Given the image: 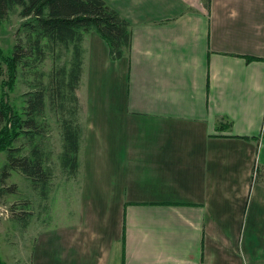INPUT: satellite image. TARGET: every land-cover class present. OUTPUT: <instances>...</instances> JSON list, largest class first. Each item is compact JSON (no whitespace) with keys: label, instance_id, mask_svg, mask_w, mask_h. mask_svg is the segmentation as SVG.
Segmentation results:
<instances>
[{"label":"crops","instance_id":"obj_1","mask_svg":"<svg viewBox=\"0 0 264 264\" xmlns=\"http://www.w3.org/2000/svg\"><path fill=\"white\" fill-rule=\"evenodd\" d=\"M104 1L130 47L84 35L77 214L21 264H264V0Z\"/></svg>","mask_w":264,"mask_h":264},{"label":"trees","instance_id":"obj_2","mask_svg":"<svg viewBox=\"0 0 264 264\" xmlns=\"http://www.w3.org/2000/svg\"><path fill=\"white\" fill-rule=\"evenodd\" d=\"M208 8L210 0H201ZM20 8L19 16L24 19L22 27L26 35L17 41L9 53L0 48V69L5 67L6 79L0 85V152L6 153V164L2 167L0 181H5L10 170H18L46 196L51 168L47 156L39 143L35 142L45 115L46 93L54 94L60 112L65 103L71 102L72 119L61 116V153L59 160L69 175H76L78 154L84 136L79 115V100L76 90L82 77V42L84 35L95 32L107 45L112 61L124 57L130 47V25L104 0H0V23L10 11ZM45 41V43H43ZM59 46L71 52L65 66L57 67L46 85L38 66L46 58L45 49ZM58 56V55H57ZM27 66L34 71V90L26 94L23 112L10 102V93L17 80L18 68ZM59 112V113H60ZM28 136L30 149L26 156L14 147L20 137ZM253 176V180H257ZM0 264H5L0 259Z\"/></svg>","mask_w":264,"mask_h":264},{"label":"rangeland","instance_id":"obj_3","mask_svg":"<svg viewBox=\"0 0 264 264\" xmlns=\"http://www.w3.org/2000/svg\"><path fill=\"white\" fill-rule=\"evenodd\" d=\"M20 8H15L0 23V48L9 53L18 40L26 35L22 27L24 19L19 16ZM45 43V41H43ZM46 58L37 72L42 73V81L47 85L57 67L66 66L71 52L59 46L45 49ZM58 55V56H57ZM6 79L5 67L0 69V85ZM35 75L27 66L18 68L17 80L10 93V102L23 112L26 94L34 90ZM76 93V92H75ZM45 115L39 122L42 127L35 136L43 153L47 156V165L51 168V177L47 183L46 196L40 194L39 188H33L31 181L18 170H10L8 178L0 181V259L10 261L14 255L21 264L26 249L33 243L38 233L45 227L64 225L75 216L79 203V175L71 176L61 166L60 118L72 119L71 102L65 103V111L60 112L54 94L46 93ZM60 112V113H59ZM77 120L83 124L81 109ZM28 136H22L14 143L20 149V155L26 156L30 149ZM6 164V153L0 152V179L2 167ZM257 177V175H255ZM255 181V180H253ZM69 225V224H68ZM7 244H10L5 247ZM8 255V258H7ZM4 262V261H3Z\"/></svg>","mask_w":264,"mask_h":264},{"label":"bare ground","instance_id":"obj_4","mask_svg":"<svg viewBox=\"0 0 264 264\" xmlns=\"http://www.w3.org/2000/svg\"><path fill=\"white\" fill-rule=\"evenodd\" d=\"M255 171H256V169H255ZM256 175V172L253 174V176H255Z\"/></svg>","mask_w":264,"mask_h":264}]
</instances>
